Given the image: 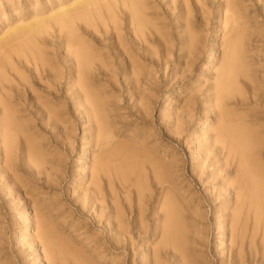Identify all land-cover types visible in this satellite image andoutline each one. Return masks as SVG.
<instances>
[{
  "label": "rangeland",
  "instance_id": "obj_1",
  "mask_svg": "<svg viewBox=\"0 0 264 264\" xmlns=\"http://www.w3.org/2000/svg\"><path fill=\"white\" fill-rule=\"evenodd\" d=\"M75 1L0 0V66L10 72V59L17 72L7 73L4 85L8 90L24 91L27 84L36 93H26L31 114L24 113L20 104L14 105L18 138L12 174L1 154L0 122V264H230L234 224L237 221L243 228L246 251L253 223L240 211L237 195L232 193L235 166L208 162L204 154L215 148L212 136L220 126V109L214 99L217 74L230 44L244 33V54L253 73L251 85L262 95L245 89V103L239 104L237 96L225 109L229 118L244 116L248 128H258L263 146L259 159L264 165V0H234L237 23L228 21L225 0H141L151 44L163 45V50L160 48L159 62L142 66L139 85L137 73L126 72L115 59L105 58L107 44L114 46L117 39L111 28L108 33L100 30L99 37L107 44L95 45L100 59L93 68L98 73L91 87L98 94L96 101L104 102L112 131L106 147L97 145L96 128L80 113L84 107L71 99L78 85L67 79L74 72L71 66L62 63L68 53L66 30L60 34V26L53 22L51 29L37 37L50 70L44 68L55 75L59 71L56 79L63 82L50 94L40 80L42 66L36 69L24 62L22 56L27 52L13 30L69 8ZM119 17L121 34L127 31L125 36L132 40L135 34L130 19ZM17 42L22 45L19 50ZM6 52L8 59L4 60ZM169 91L180 95L166 103L162 99ZM48 109L56 112L57 123L47 117ZM194 127L201 130L194 133ZM32 145L37 150L34 155L43 160L41 166L29 160ZM96 161H103L111 176L110 182L107 177L102 180L99 201L91 194ZM157 162L169 176V185L159 183L152 165ZM160 188L171 195L170 205L175 202L177 222L171 233L166 229L165 211H160L164 198ZM43 219L57 242L54 255L38 235ZM247 264L257 263L249 260Z\"/></svg>",
  "mask_w": 264,
  "mask_h": 264
},
{
  "label": "bare ground",
  "instance_id": "obj_2",
  "mask_svg": "<svg viewBox=\"0 0 264 264\" xmlns=\"http://www.w3.org/2000/svg\"><path fill=\"white\" fill-rule=\"evenodd\" d=\"M224 2H226L225 4H227V12H228L227 14H229L227 17L228 21L232 23H237L236 13L232 11V6L234 5L235 1L225 0ZM118 16H120L119 18H124V20H126L127 18L130 19L131 21L130 23L132 26L130 28H132V31L135 34L134 38L132 37V40H128L129 38L125 36V34L128 35L127 31H124V34L123 33L121 34L122 31L120 27L117 25ZM144 16H145V11L141 0H76L74 4L69 8H63L59 12H56L46 17L35 18L32 21L25 24H21L13 29L14 31L17 32V35L15 34L17 36L16 39H18L17 41H20L19 43L21 44L23 42L24 44L23 48L21 49L25 48V50L23 51L27 52V54L23 53L22 56L25 59L24 62H26L27 65L28 63L34 64L35 65L34 68L36 69H38L39 66L40 67L42 66L43 68L42 72L38 74L40 75V80L45 83V85H43L44 91H47V93L49 94L52 93V91L54 90V89L52 90L53 87H56V91L59 90L60 86L63 85V82H61L62 80L58 81L56 79V75L58 74L59 71L56 70L57 71L56 75L49 71L50 73H52V77H51L50 73L45 69L47 68L48 70H50V68L47 67L48 66L47 59L45 58V55L40 47V43L42 41L39 42V38L37 37L39 35L42 37V33L43 31H45V29L47 28L51 29V24L53 22H55L58 26H60L59 28L60 34L61 31L66 30L69 37V38L67 37L68 49H66L68 50L66 51L68 53L66 58L63 59L64 61L62 63L64 66L67 65L69 67L71 66L70 68L73 69L72 71L74 72H70V74L68 73L69 77L67 76L66 77L67 79H69L70 82L73 83V85L75 86L78 85V89L72 94L73 98L71 99H74L76 101L75 102L76 105H79L80 108L84 107V110H81L80 113L83 114L84 117L85 116L88 117L91 120L94 127L96 128L99 134V136L97 135L98 140L96 141L98 146L106 147L113 138L111 135L112 131H110L111 128L108 125L107 115L105 114L103 108L104 102L103 100H99V99L96 101L95 96L98 94H96L95 90H93L91 87V84L97 81L96 77L98 73V72L95 73L93 68H95V62H97V60L100 59L98 58L97 54H95L96 51L95 45L98 44V46L102 47L103 43H106L104 42L103 39H100L101 36L99 35L100 33L99 31L102 30L108 33L109 32L108 29L110 28L114 31L113 35L117 39L115 40L116 45L114 44V46L112 45L110 46L106 43L107 51L106 50L104 51V53L106 52L105 58L108 57L111 60L115 59L116 63H118L120 67H123L122 70L124 71L128 69L130 71L131 70L134 71V72L132 71L133 73L131 74L137 73L136 76L137 75L138 76L136 77V79H137V84L139 85L141 83L139 74L141 73V70H143L142 66L146 65L147 62L148 63H154L156 61L159 62V60L161 59L160 58L161 55H159V53L160 50L162 49L161 47L163 46L162 44L161 47L160 44H155V45L151 44L152 42L151 34L147 31V29H150V27L148 28V23L144 19ZM48 29L46 31H48ZM66 32H64V36ZM160 39H158V41ZM13 40L14 39H12V41ZM161 41L162 40H160V42ZM245 41L247 40L246 37L244 36V33H240L239 39L231 43L229 46L226 62L224 60L225 64H222L224 65L223 68L220 69L219 72L217 71L218 74L216 73L218 79L215 84L214 99L216 100V107L220 109V118H219L220 126L218 125L219 127L214 129L215 134L214 136H212V140L214 141L215 148L213 150H210L211 152H206L204 154V157H206L205 159L208 162L225 161L226 164H229L230 166H235L237 171L236 172L237 176L235 177L236 178V180H234L235 182L231 184V186L232 185L234 186V190L232 193H235L237 195V199H238L237 206L239 205L240 211L246 214L248 220L251 218L253 223L252 229L250 230V234H249L250 235L249 246L248 249H246V251L244 250L243 228L241 229L238 227L239 222L237 221L234 224L233 230L231 231L233 242H232V246L230 247L231 249L229 251L230 264H247L249 260L252 263L264 264V165L261 163L259 159L260 156H262L261 147L263 146L261 143L262 140L260 141V137L262 135L259 137L257 133L258 128L250 129L247 127L248 125L244 121L246 120L244 116L242 117L240 116V119L236 118L235 116L233 118L232 117L229 118L228 115L230 114V112L226 111L227 109H225L228 103L231 100H234V98H236L237 96L239 97L238 98L239 104L243 102L245 103L246 100L243 96L242 91H244L245 89H247L248 91L249 89L252 88L251 83L253 81V73L250 71L249 65L246 61V57L244 54ZM14 43H16V41ZM18 45H17V49L19 50L20 46L22 45L20 44ZM151 45H154V48L151 49ZM6 47L5 49H7ZM21 49L19 52H21ZM10 51L11 54L14 53V55H19L18 53L15 54L17 50L15 52H13V50ZM6 55L4 56V60L8 59V53ZM19 57L21 58V56ZM211 57L212 58L209 63L213 61L215 57V51L213 52V55ZM8 64H9L8 66L11 67L10 72L13 71L17 73L12 65V62H10V59ZM98 65L100 66L103 64H98ZM66 70L69 69L67 68ZM39 71H41V68ZM10 72H8L5 67L0 66V115H2V117L0 118V122L2 124L1 131L3 132L1 154H3V157L5 158L6 161L5 167L7 169V172L8 173L10 172L12 174V169L14 165L13 161L15 160L14 147L17 142L16 139L18 138L17 137L18 135L16 134L18 118L16 116V112L14 111V105L20 104L21 106L24 107L23 109L24 113H27L28 115L31 114L32 107H29L30 104L29 106L27 105L26 93H29V95L36 93L34 89L30 90L31 87L27 86V84H24L25 86L24 91L23 90L21 91V89L19 88H17L18 90L16 89L17 91L6 89L4 85V81L7 80L6 78L9 77L8 74ZM45 73H47V75ZM53 74L55 75V77ZM20 78L22 79V81H24L23 80L24 78L22 76ZM35 80L37 81V79ZM22 81L21 83H23ZM252 92L258 97L262 95L254 88H252ZM53 93L55 92L53 91ZM164 95L165 97L162 100L165 101L166 103H171L172 99L180 94L178 92L169 91L166 92ZM43 113H45L44 110ZM235 114L237 115V113ZM46 115L47 117H49V119L50 118L53 120L55 119V123H57L56 112L53 111V109L50 110L48 109ZM258 117L259 116H257V118ZM234 118L235 120H233ZM195 127L193 130L194 133L201 130V127H197V128ZM34 151L36 152L37 150H34V146L33 147L30 146L28 151L29 160L31 161L34 160V162L39 165V163H42L43 160L41 158L37 159L39 158L40 155L39 156L38 154L34 155ZM152 165L161 186H163L162 184L164 183L165 185H169L167 184L169 176L165 173L162 165H160L158 162L153 163ZM108 171H109L108 167L105 163H103V161L102 162L98 161V163L96 161V163L93 165L91 171V176H92L91 183L93 184L92 186L93 190L91 194L95 197L96 201L102 199L101 198L102 180H104L105 177L109 179L108 180L109 182L111 180V176ZM161 180L163 181V183L160 182ZM157 185L159 184L157 183ZM160 191L164 195L163 196L164 198L162 200L163 202L160 205L161 206L160 211L161 212L165 211L167 217L166 229L168 231L169 230L173 231V228L176 227L175 223L177 222V220L175 222V219L177 218L174 217L177 211H175L173 208L175 202L172 201L174 202V204L172 203L173 205H170V202L168 201L171 195L169 196L168 193L165 194V190L163 188ZM138 205H139V209L141 210V205H142L141 199L139 200ZM241 212H239V214ZM236 218L238 217L236 216ZM219 227H221V225ZM52 231H53L52 227H50L47 221H45L44 219L39 220L38 235L43 241L45 249H47V251L52 252L53 253L52 255H54L55 254L54 251L57 249L56 247L57 242L52 236ZM258 235H260L259 237L260 239L256 241ZM175 244H177V242Z\"/></svg>",
  "mask_w": 264,
  "mask_h": 264
}]
</instances>
